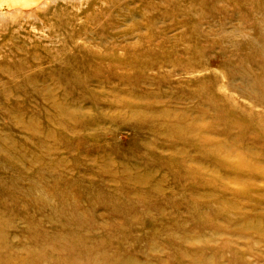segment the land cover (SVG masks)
I'll return each instance as SVG.
<instances>
[{
	"label": "rangeland",
	"instance_id": "1",
	"mask_svg": "<svg viewBox=\"0 0 264 264\" xmlns=\"http://www.w3.org/2000/svg\"><path fill=\"white\" fill-rule=\"evenodd\" d=\"M200 2L155 66L0 83V264L58 234L95 264H264V0Z\"/></svg>",
	"mask_w": 264,
	"mask_h": 264
},
{
	"label": "bare ground",
	"instance_id": "2",
	"mask_svg": "<svg viewBox=\"0 0 264 264\" xmlns=\"http://www.w3.org/2000/svg\"><path fill=\"white\" fill-rule=\"evenodd\" d=\"M200 3V0H0V83L57 80L83 89L91 79L112 77L120 66L141 69L155 66L166 57L167 39L163 34L180 32L184 20L196 18ZM133 34L135 37L119 41ZM142 78L143 74L130 76L132 81ZM135 127L141 129L145 125ZM4 165L0 163V168L4 169ZM4 178L0 174L3 183ZM0 196H5L1 185ZM71 211L68 217L72 220ZM52 214L59 220L64 215L63 209L60 206L59 212L52 210ZM8 218L0 211V223ZM69 223L66 228L71 227ZM127 229L128 224L122 228ZM116 232L120 235L121 230ZM79 237L69 235L66 240L58 234L53 239L35 240L31 246L39 254L36 259L50 264L62 263L61 251L69 253L64 264H95L99 261L95 256L105 257L103 247L101 252L92 251ZM138 241L141 243V238ZM127 255L129 258L125 260L132 259L131 252Z\"/></svg>",
	"mask_w": 264,
	"mask_h": 264
}]
</instances>
